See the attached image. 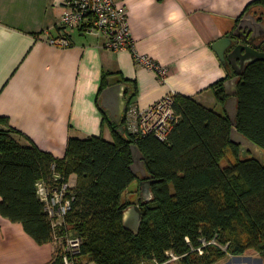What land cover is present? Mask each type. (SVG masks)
<instances>
[{"label":"trees","instance_id":"obj_1","mask_svg":"<svg viewBox=\"0 0 264 264\" xmlns=\"http://www.w3.org/2000/svg\"><path fill=\"white\" fill-rule=\"evenodd\" d=\"M257 8L264 18V0L251 2L245 13ZM224 85L225 80L213 89L225 108ZM238 89V130L264 151V62L248 66ZM174 98L178 121L166 141L130 133L124 119L109 122L113 141L71 138L63 159L33 142L22 145L15 137L22 134L0 118L6 124L0 129V214L22 224L39 245L53 243L57 227L38 184L58 188L75 175L67 219L84 238L81 254L95 264L165 263L170 252L181 257V264H215L224 256L219 248L207 246L202 257L195 252L203 241L214 240L235 256L250 249L264 254V165L243 157L241 147L231 142L226 109L220 114L193 98ZM133 146L145 157L146 179L131 170ZM229 149L237 160L223 167ZM143 180L155 183L153 199L139 202L143 224L136 236L124 228V211L133 205L124 195ZM239 228L248 234L247 241L233 242ZM50 264L65 263L58 255Z\"/></svg>","mask_w":264,"mask_h":264},{"label":"crops","instance_id":"obj_2","mask_svg":"<svg viewBox=\"0 0 264 264\" xmlns=\"http://www.w3.org/2000/svg\"><path fill=\"white\" fill-rule=\"evenodd\" d=\"M70 1L0 0V118L22 134L15 135L22 145L33 142L57 159L71 138L113 141L109 122L127 121L131 108L146 113L173 95L218 105L213 87L236 74L217 44L232 41L223 48L227 56L244 15L264 20L261 8L245 13L254 0H125L135 52L169 70L162 80L137 65L133 52L109 49L98 33L64 32L60 23ZM63 32L70 47L49 43ZM120 84L125 99L109 100L110 110L104 91ZM56 255V240L39 245L22 224L0 214V264H50Z\"/></svg>","mask_w":264,"mask_h":264},{"label":"built area","instance_id":"obj_3","mask_svg":"<svg viewBox=\"0 0 264 264\" xmlns=\"http://www.w3.org/2000/svg\"><path fill=\"white\" fill-rule=\"evenodd\" d=\"M128 9L125 0H72L61 18L60 27L64 32L82 30L89 33H98L107 39V47L113 51H130L134 53L137 65L144 66L155 71L164 80L169 70L154 63L149 57L135 52L134 40L129 25ZM62 33L57 38L49 39V43L55 47L68 48L71 46L69 37ZM168 97L146 113H138L131 108L126 121L130 133L144 137L155 135L159 140L166 141L173 131L178 116L174 111V98ZM73 188L70 183H63L58 188H51L46 183L38 184V194L42 202L46 204L49 216L53 220L54 227L63 225L64 219L72 207L71 196ZM81 240L71 242L70 249H78ZM209 245H217V241L204 242L200 251ZM80 254V251L74 255ZM74 260H71V263ZM65 264H70L66 258Z\"/></svg>","mask_w":264,"mask_h":264},{"label":"water","instance_id":"obj_4","mask_svg":"<svg viewBox=\"0 0 264 264\" xmlns=\"http://www.w3.org/2000/svg\"><path fill=\"white\" fill-rule=\"evenodd\" d=\"M245 34L244 38L241 35ZM235 38L247 41V45H239L229 53L228 56L224 55L223 48L228 44H231V40L221 41L217 44V51L219 52L221 59L224 62H228L234 69L235 77L225 82V90L229 97L225 104L226 113L229 116L232 123V135L231 142L241 147V152L245 157L252 156L253 159L259 161L264 165V151L252 140L246 137L243 133L238 130V114H239V89L238 85L241 81L242 76L246 72L249 65L264 62V20L258 19L253 14L244 15L239 22L238 28L234 33ZM262 40L259 46H255L254 42ZM221 46V50H219ZM119 94L121 98L119 97ZM126 96V87L123 84L109 87L104 91V105L110 110L114 104L110 105L112 101L122 100L124 101ZM109 100H112L109 102ZM125 108V107H124ZM120 124V121L116 122ZM120 130L124 131V128ZM134 158V163L131 166V170L135 175L141 174L143 178H147V171L144 162V155L140 151L138 146L131 148ZM155 181L146 180L141 182L142 188V204L149 202L153 199L152 185ZM146 196V199H144ZM124 228L138 236L141 226L143 224V212L139 205H131L124 211L123 217Z\"/></svg>","mask_w":264,"mask_h":264},{"label":"rangeland","instance_id":"obj_5","mask_svg":"<svg viewBox=\"0 0 264 264\" xmlns=\"http://www.w3.org/2000/svg\"><path fill=\"white\" fill-rule=\"evenodd\" d=\"M233 75L234 73L232 72V76ZM205 107L212 109L220 114L224 113V109H225L224 106L219 102H218V105H210V106H205ZM243 157L245 156L243 155ZM236 160H237V157L234 151L232 149L227 150L225 154V158L222 162L223 167L228 166L230 163H235ZM139 176L142 179H145L142 177L141 174H139ZM71 178H70L69 183L72 187H74V185L76 186L77 183L76 181L72 182ZM139 187L141 186L138 182L133 183L131 187L129 188V190L124 195V199L127 202H130L131 204L139 205V202L141 199V196L138 193ZM62 223L63 225L61 227L58 224L56 225V226H59L57 227V232H58L57 238L59 240L56 239V242H57L56 257H58L59 255V257L63 258V261L67 258L70 264H95L94 262L91 261L89 257H84L81 254V252L83 251V246H84V238H82L83 236L69 224L67 216L64 219H62ZM75 240L82 241L80 243V247L78 249H70L71 242ZM237 240L242 241V242H245L248 240V234L243 228H239L238 231L233 235V242H237ZM204 242L205 241H203V243ZM213 247H217L221 251L224 252V256L220 260H218L217 263L215 264H264V254L258 252L255 249L248 250L242 256H235L230 251L229 246L225 247L217 243V245H213ZM200 249L195 251L198 253L196 254L197 257H202L205 254V251L203 250L201 252ZM78 251H80V254H78L77 256L74 255ZM167 255H168V260L165 263H157V262L147 263L146 262V264H181V257L176 256L172 252L168 253ZM71 260H74V261H72L71 263Z\"/></svg>","mask_w":264,"mask_h":264},{"label":"flooded vegetation","instance_id":"obj_6","mask_svg":"<svg viewBox=\"0 0 264 264\" xmlns=\"http://www.w3.org/2000/svg\"><path fill=\"white\" fill-rule=\"evenodd\" d=\"M254 11H255L256 14H259V13H258L259 11H257V10H254ZM240 35H241V34H240ZM244 37H245V34L241 35V38H244ZM235 40H236V44L233 46V49H235V48L238 47L239 45H247V44H248L247 41L245 42V41H243L242 39L239 40V38H235ZM261 43H262V40L259 39V40H257V41L254 42V45H255V46H259ZM233 49H232V50H233ZM232 50H231V51H232ZM231 51H230L229 53H231ZM229 53H228V55H229ZM228 55H227V56H228ZM229 65H230V64H229ZM230 67H231L232 71L234 72L233 67H232L231 65H230Z\"/></svg>","mask_w":264,"mask_h":264}]
</instances>
